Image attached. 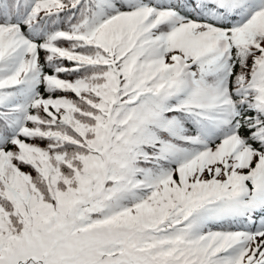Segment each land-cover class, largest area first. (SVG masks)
Returning <instances> with one entry per match:
<instances>
[{
    "label": "snow or ice",
    "instance_id": "1",
    "mask_svg": "<svg viewBox=\"0 0 264 264\" xmlns=\"http://www.w3.org/2000/svg\"><path fill=\"white\" fill-rule=\"evenodd\" d=\"M0 264H264V0H0Z\"/></svg>",
    "mask_w": 264,
    "mask_h": 264
}]
</instances>
